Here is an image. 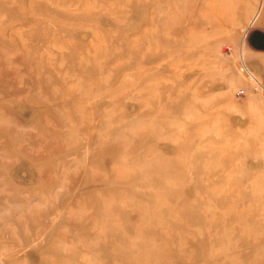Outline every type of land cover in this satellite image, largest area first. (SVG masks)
<instances>
[{
    "label": "rangeland",
    "instance_id": "obj_1",
    "mask_svg": "<svg viewBox=\"0 0 264 264\" xmlns=\"http://www.w3.org/2000/svg\"><path fill=\"white\" fill-rule=\"evenodd\" d=\"M0 264H264V0H0Z\"/></svg>",
    "mask_w": 264,
    "mask_h": 264
},
{
    "label": "bare ground",
    "instance_id": "obj_2",
    "mask_svg": "<svg viewBox=\"0 0 264 264\" xmlns=\"http://www.w3.org/2000/svg\"><path fill=\"white\" fill-rule=\"evenodd\" d=\"M228 4V3H227ZM225 6V5H224ZM229 7V6H228ZM225 8V7H224ZM223 9V8H222ZM218 11V10H217ZM233 11V10H232ZM223 12H224V9H223ZM227 12V11H226ZM222 14H224V13H222ZM226 14V13H225ZM227 15V14H226ZM233 15V14H232ZM154 30V29H153Z\"/></svg>",
    "mask_w": 264,
    "mask_h": 264
}]
</instances>
